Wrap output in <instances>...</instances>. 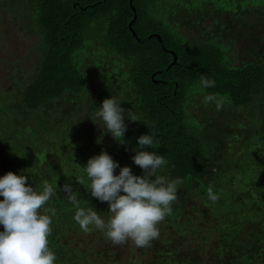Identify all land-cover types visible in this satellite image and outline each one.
Listing matches in <instances>:
<instances>
[{"label": "trees", "instance_id": "trees-1", "mask_svg": "<svg viewBox=\"0 0 264 264\" xmlns=\"http://www.w3.org/2000/svg\"><path fill=\"white\" fill-rule=\"evenodd\" d=\"M159 1L168 18L157 15ZM15 5L40 38L31 75L17 57L0 54V175L21 170L37 188L58 176V185L79 190L81 206L107 219V204L89 196L80 165L104 149L140 174L131 147L151 131L150 150L168 160L160 172L182 181L159 237L143 248L82 231L58 188L47 205L56 210L49 236L56 264H205L191 236L211 234L214 224L209 251L223 260L216 264H264V57L249 55L251 46L248 58L230 53L243 31L251 33L250 12L258 27L264 23V0H0L2 10ZM210 17L213 28L201 27ZM201 75L215 80L206 93L227 98L219 110L194 94ZM110 94L135 119L125 117L128 150L101 136L94 117ZM236 112L245 121L234 123ZM230 138L239 141L231 146ZM209 186L219 195L215 203Z\"/></svg>", "mask_w": 264, "mask_h": 264}, {"label": "clouds", "instance_id": "clouds-1", "mask_svg": "<svg viewBox=\"0 0 264 264\" xmlns=\"http://www.w3.org/2000/svg\"><path fill=\"white\" fill-rule=\"evenodd\" d=\"M214 87V79L201 75L193 92L202 95L205 105L213 103L219 110L227 98L205 92V89ZM121 105L122 100L110 94L100 101L94 117L103 124L101 136L107 132L128 150L130 143L124 135L127 129L125 117L135 119L130 118L128 110ZM101 136L96 137V143H100ZM135 140V146L131 147L134 153L131 161L139 166L140 174L133 173L130 165H120L104 149L80 165L87 177L89 196L106 202L110 213L107 219L91 204L81 206L79 190L68 182L58 185V176L51 182L44 180L37 188L29 175L21 170H8L0 175V264H56L55 251L49 246L56 210L47 205L58 188L72 205L73 220L82 231L100 230L114 245L130 240L138 248L150 246L159 237L158 225L171 213L173 203L179 198L182 181L160 172L168 160L150 150L155 145L151 131L138 135ZM116 169L118 171H114ZM76 181L85 183L82 177ZM206 192L212 203L219 199L212 186L207 187Z\"/></svg>", "mask_w": 264, "mask_h": 264}, {"label": "rangeland", "instance_id": "rangeland-1", "mask_svg": "<svg viewBox=\"0 0 264 264\" xmlns=\"http://www.w3.org/2000/svg\"><path fill=\"white\" fill-rule=\"evenodd\" d=\"M160 2L161 1L157 3V6H159V4L161 5L163 4V8L158 9L157 15L168 18V15L166 14L167 4L165 5L163 2L161 3ZM12 7L13 8L6 6L4 7L5 8L4 10L0 9V54L1 56H5V58L12 61L17 57L19 63L25 68L24 69L25 73L28 76L31 75L33 72V66L35 60L34 46L37 43V40H39L40 36L39 34H36L34 33V31L31 30L32 24L29 23L28 20L25 18L26 10L22 7H19L18 5ZM249 14L252 17L251 19L252 28L250 30L251 33L250 32L245 33V31H243L242 33V30H244L243 26L237 28V30L240 29L242 35L239 37V40L235 43L232 50H230L233 59L237 58L238 54L240 53H242L241 56L243 59L248 58L247 56L248 54H246L245 49L249 46H251L253 49V51L249 52V55H252L253 53L258 51V53L264 57V23L260 25V27H258L255 24L254 13L250 12ZM203 26H206L207 30H211L213 28L211 17L203 21L201 27ZM246 30H249L248 27ZM191 33L195 34V30L193 32H189V34ZM248 34L250 36L252 35L256 36V39L254 40ZM5 73L6 72L4 71V69H2V67L0 66V80L4 78ZM234 118H236L235 119L236 121L233 120V122L237 123L239 119L245 121L246 115L245 113L236 112ZM228 141L230 142L231 146H234L235 142L239 140L236 139L235 141V139L230 138L228 139ZM192 219L194 220L193 222L194 224L198 223V221H196L197 218L192 216ZM209 228L211 234L207 233L206 231H205L206 233L204 232L199 234V229H198V233L195 236H191L194 240H196L197 244L194 243V245L193 244L190 245L193 246L192 247L193 253L197 252L201 256V258L206 261L205 264H216L215 261L220 260L219 252L215 253L216 255H213L209 251L210 250L209 245H211V241L214 242V238L216 237L218 230L215 229V224L210 225L208 229ZM217 251L219 250L217 249ZM141 258H146V257L145 255H143L141 256ZM221 262H223V260H220V263ZM134 264H139V263H134Z\"/></svg>", "mask_w": 264, "mask_h": 264}, {"label": "water", "instance_id": "water-1", "mask_svg": "<svg viewBox=\"0 0 264 264\" xmlns=\"http://www.w3.org/2000/svg\"><path fill=\"white\" fill-rule=\"evenodd\" d=\"M131 1V0H130ZM132 10L134 11V7H132ZM135 17V15H133V18ZM132 18V19H133ZM132 19L129 21V27H130V24H131V22H132ZM159 38V37H158ZM175 55L173 54V60H172V62H174L175 61Z\"/></svg>", "mask_w": 264, "mask_h": 264}]
</instances>
